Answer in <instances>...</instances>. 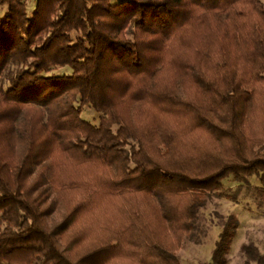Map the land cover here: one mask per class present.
<instances>
[{"label": "trees", "instance_id": "16d2710c", "mask_svg": "<svg viewBox=\"0 0 264 264\" xmlns=\"http://www.w3.org/2000/svg\"><path fill=\"white\" fill-rule=\"evenodd\" d=\"M29 1L0 0V264H181L224 179L264 199V0Z\"/></svg>", "mask_w": 264, "mask_h": 264}, {"label": "rangeland", "instance_id": "374dc122", "mask_svg": "<svg viewBox=\"0 0 264 264\" xmlns=\"http://www.w3.org/2000/svg\"><path fill=\"white\" fill-rule=\"evenodd\" d=\"M34 5V0H30V10ZM55 72L62 74L70 73L71 70L63 68ZM83 117L98 122L99 114L87 105ZM223 183L233 197L213 196L201 209L195 228L187 235L183 247L178 251L181 264H210L213 250L230 216L237 219L238 228L231 242L228 264H245L240 251L245 243H255L264 253V199L257 195L256 189L260 184L258 176H247L242 181L226 178Z\"/></svg>", "mask_w": 264, "mask_h": 264}]
</instances>
